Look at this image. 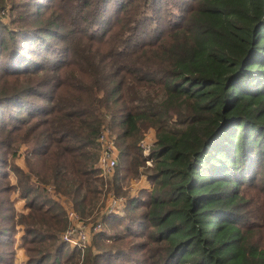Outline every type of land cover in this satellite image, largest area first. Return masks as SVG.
<instances>
[{"label":"trees","instance_id":"trees-1","mask_svg":"<svg viewBox=\"0 0 264 264\" xmlns=\"http://www.w3.org/2000/svg\"><path fill=\"white\" fill-rule=\"evenodd\" d=\"M61 197L126 201L71 249ZM20 233L28 264H264V0H0V264Z\"/></svg>","mask_w":264,"mask_h":264},{"label":"rangeland","instance_id":"rangeland-1","mask_svg":"<svg viewBox=\"0 0 264 264\" xmlns=\"http://www.w3.org/2000/svg\"><path fill=\"white\" fill-rule=\"evenodd\" d=\"M105 131H103L102 133H101V136L102 135H104V138L102 139V137L100 138V143H101V148H99L98 150H99V158H98V161L96 162V165H97V167H98V162H99V159H100V156L102 155V152H103V150L105 151V150H107L108 148H109V143H110V140H114L115 139V135H113V133H108L107 132V127L106 128H103ZM106 136V137H105ZM147 137H146V140H145V144L143 145V148H145V149H148L150 146H153L154 145V143H155V141H156V136H155V131L154 130H149V132L147 133V135H146ZM101 139H102V142H103V144H102V142H101ZM110 139V140H109ZM115 147H116V151H117V154H118V160H119V152H118V147L115 145ZM148 152H146V155L148 156ZM145 155V156H146ZM17 158H16V162L18 163V165L22 168V169H27L26 168V146L25 147H23V148H21L20 150H19V152H18V155L16 156ZM148 166H151L150 164H148ZM101 171V170H100ZM102 172V171H101ZM103 173V172H102ZM104 174V173H103ZM11 181H12V183L13 184H16L17 182H16V177L15 176H12V178H11ZM144 182H146L145 184L146 185H143V183ZM141 185H143V186H149V188H150V183H148V180H147V178L146 177H143L140 181L139 180H137V179H135V180H132L131 181V184L128 186V191L130 192V194L132 193L133 194V192H135L136 190V193H134V196H137L138 194H139V192L141 191L139 188L141 187ZM148 188V189H149ZM144 189V188H143ZM113 194V193H112ZM111 194V195H112ZM14 198H16V208L19 210V211H21V213H25L26 214V212L28 211L27 209H24V207H25V201L24 200H21L20 198H19V195H16V196H14ZM110 199H112V198H110ZM109 199V200H110ZM57 200H59L60 201V203H62V205H63V207L66 209V212L69 214V213H71L72 211H74L73 210V208H72V204L71 203H69L68 201H67V199L66 198H63V197H61V198H57ZM101 208L102 207H100L99 209L97 208V210H94V213H93V215H91L89 218H87L86 220L87 221H84V222H86L87 224H89V225H94V226H96L97 224H95V222H97V220L99 219V216L104 212H101L100 210H101ZM125 209V208H124ZM123 209V210H124ZM105 210H106V208H105ZM122 210V209H121ZM122 210V211H123ZM119 212V213H123V212ZM72 225L75 227V229L73 230V232L70 234V239H72V240H74L75 242H77V243H79V242H82V241H84V239H83V234H84V232H85V229L83 228V227H81V225H78V224H76L75 222H73L72 223ZM69 229H70V226H69V228H68V230L65 232V234L69 231ZM92 233V230H91V228H90V234ZM64 234V235H65ZM89 234V235H90ZM63 235V236H64ZM21 236H23V234L22 233H20L19 234V236H18V240H17V242H16V250H15V256H14V261L16 262V264H28V259H29V257L27 256V253H26V250H25V248H24V244H22V241H21ZM91 238V237H90ZM64 239V238H63ZM90 241V240H89ZM68 243H69V246H70V248L71 249H73L72 248V243H70L69 241H68Z\"/></svg>","mask_w":264,"mask_h":264},{"label":"built area","instance_id":"built-area-1","mask_svg":"<svg viewBox=\"0 0 264 264\" xmlns=\"http://www.w3.org/2000/svg\"><path fill=\"white\" fill-rule=\"evenodd\" d=\"M102 139L104 138V135L101 136ZM106 137V136H105ZM101 139V142H102ZM110 140V139H109ZM103 144V142H102ZM115 139L110 140L109 143V148L107 150H103L102 155L100 156L99 162H98V168L104 173H102L103 176L105 177H112L113 174L115 173V168L118 164V154L116 151L115 147ZM148 164L151 165L150 162ZM112 198V199H110ZM107 201L106 204V210H104V214H114L116 212H121L125 208V199H116L115 197H110ZM122 209V210H121ZM74 210V209H73ZM67 217L69 220V226L70 229L69 231L63 236L64 241L68 243H72V248H82L85 249L88 244H90V228L93 230L94 233H97L98 231L103 229V225L101 223H97L96 226L94 225H89L86 222H84L81 217L74 211L71 213H67ZM75 222L78 225H81L85 229L83 239L84 241L82 242H75L74 240L70 239V234L73 232L75 227L72 225V223ZM90 234V235H89Z\"/></svg>","mask_w":264,"mask_h":264},{"label":"crops","instance_id":"crops-1","mask_svg":"<svg viewBox=\"0 0 264 264\" xmlns=\"http://www.w3.org/2000/svg\"><path fill=\"white\" fill-rule=\"evenodd\" d=\"M145 183H146V182H144L143 185H146ZM143 185H141V187L139 188L140 190H143V188H144V189H145V188H149V186H146V187H145V186H143ZM136 191H137V190H136ZM136 191L133 192L132 195H134V193H136Z\"/></svg>","mask_w":264,"mask_h":264}]
</instances>
